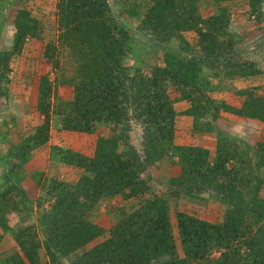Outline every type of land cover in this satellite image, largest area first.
<instances>
[{"label":"trees","instance_id":"obj_1","mask_svg":"<svg viewBox=\"0 0 264 264\" xmlns=\"http://www.w3.org/2000/svg\"><path fill=\"white\" fill-rule=\"evenodd\" d=\"M1 1L0 97L6 98L11 60L21 56L28 39L38 37L39 23L31 11ZM133 1L116 0L119 14L136 19L156 43L178 47L176 53L165 52L163 65L149 73L142 66L123 65L132 37L109 0L57 1V45L47 43L42 57L60 68L55 56L68 52L73 73L54 86H70L73 97L57 98L48 74L41 76L35 109L42 122L0 153V245L6 238L17 249L0 264H264V140L256 136L253 123L264 126V96L253 89L233 90L241 98L239 106L211 97L228 82L264 75L255 62L240 57L242 37L231 28L227 5L232 0H142L137 9ZM206 2L211 6L203 11ZM247 3L263 23L264 0ZM8 21L13 32L6 48ZM187 32H193V42L184 37ZM178 101L188 104L181 114L192 118L193 132L213 137L211 147L175 143ZM223 112L244 119L241 125L252 128L249 135L243 130V136L234 134L220 124ZM51 122L59 135L85 136L99 126L109 133L98 136L87 152L51 142L50 160L82 173L74 182H64L40 180L42 171H34L31 179L41 192L33 199L21 172L33 151L49 140ZM133 122L141 129L142 154L131 142ZM164 160L179 175L170 177L166 195L147 194L150 187L143 175ZM201 193L219 198L228 208L226 216L210 222L196 212L177 211L176 238L170 198L203 199ZM115 198L136 204L112 212L116 222L108 229L109 237L85 249L107 232L88 215Z\"/></svg>","mask_w":264,"mask_h":264},{"label":"rangeland","instance_id":"obj_2","mask_svg":"<svg viewBox=\"0 0 264 264\" xmlns=\"http://www.w3.org/2000/svg\"><path fill=\"white\" fill-rule=\"evenodd\" d=\"M3 1L5 2L7 0L1 1V4L5 5ZM57 1L58 0H9L11 4H16L19 8L21 7L31 11L32 15L38 20L39 29L38 37L35 39L30 38L29 41L26 42V45H24L21 56L11 60L9 65L11 71L7 75L8 84L4 83V86L7 88L6 98L0 97L1 154H3L10 145L19 143L22 136L24 137L29 135L33 131L34 127L42 122L43 117L39 115L35 109L37 97L35 98L33 94H37L39 79L41 76H46V74H48L47 76L49 77L52 86L56 88L57 98L72 99L73 97V90L70 86H54L57 84V80L62 77L68 78L73 73V64L68 52L61 50L55 56V59L60 62V68L58 65H47L42 57L44 47L47 43L52 42L57 45L59 34L56 24ZM123 1L124 4L128 2V0ZM133 3V6H135L136 9L141 7L140 5H144L142 0L133 1ZM206 3L201 6V10H206L205 5L211 6L210 2ZM109 4L113 14L119 19V22L124 24L132 37L131 51L128 57L124 59L123 65L132 67L133 65L135 67L142 66L145 73H149L153 66L163 65L162 57L165 52L176 53L178 51V47L176 45H168L164 47L152 40L149 34L143 32L139 28L140 25L136 19L128 20L123 14L120 15L119 13L121 12V8L119 3L117 4L116 0H109ZM126 5H123V8ZM227 5L232 11L231 15L233 22L231 28L242 37V41L238 45V50L241 54L240 57H243L245 60L255 62L258 67L264 71V22L260 23L256 20V15L250 12L247 0H232L227 2ZM5 26V33H7V35L4 46L9 48L10 38L13 32L11 21L6 22ZM184 37L189 42H193L195 39L193 32L185 33ZM210 80L217 83L222 82L219 78H210ZM225 87L226 89L223 90V92L220 91L213 93L211 94V97L215 99H223L232 105L239 106L241 98L235 96L233 90L253 89L257 96H264V75H259L249 79H237L235 81L228 82L225 84ZM169 90L171 97L174 98V96L177 95L174 88L171 87ZM175 109L177 112L180 108ZM183 116L184 115H182L181 112H177L175 119V133L177 132V136L182 139L184 138V140H186L185 143L190 145L211 147L213 137L208 134L201 136L195 134L191 128L193 126L192 118L187 116L183 118ZM243 120L244 119L240 117L223 112L222 119L219 122L220 124H223L224 127L229 128L231 130L230 132L233 131L232 133L234 134L243 136L240 132L243 130V132H247V135H249L250 132L248 129L252 128H249L247 125L242 126L241 124L244 122ZM253 123L256 125L254 127H256V131L258 132L256 136L264 140V126L257 124L256 122ZM50 129L51 132L48 133L49 140L43 146L37 148L39 150L36 149L33 151L34 155H38V160L43 158V166L41 168L43 176L40 180H42L43 177L53 178L52 176H56V179L58 180L70 182L75 176L78 178L82 173V170L80 169L51 161L49 157L51 142L61 141L63 145L71 148L72 150L87 152L93 148L98 136H107L109 133L106 127L99 126L95 128L92 134L85 136L78 133L68 134L62 132L59 135L57 134V128L55 127L54 122H51ZM7 131H9V133ZM130 137L132 144L137 148L140 154H142L141 129L139 128V125L134 122L131 126ZM5 139H7V141H4ZM2 142L4 143L2 144ZM56 165L58 166L57 169H55ZM28 166L29 165H25L24 167L27 169ZM65 166H67V168H65ZM31 169L32 168H29L27 172L28 177V173ZM155 169L153 167V169L151 168L147 170L143 175L144 178L147 179L150 187L149 193L147 194L164 196L167 194L168 190H170L168 188L170 177L179 175V170H177L175 166L171 165L168 160L159 162V167L156 170ZM256 174L260 175V173ZM35 190L36 191L34 192H30V198H37L40 194V187L36 186ZM211 193L215 195V192ZM205 194L208 196L206 197ZM201 196L203 199H197L187 195H181V197L175 201H173V197L170 198L169 215L174 227V233L176 226L175 213L177 211L196 212L199 217L203 219L207 218L210 222H220L224 219L228 209L226 205H224L219 198H209L208 193H201ZM104 203L105 204H100L97 207V211L93 210L88 217L97 225L104 227L107 232L103 236L96 238L92 243L87 245L85 249L100 244L109 237L108 229L116 222L114 215H111L112 212L118 208H132V206L136 204V201L131 200L124 202L121 198H115L109 201L106 200ZM36 216L37 214L35 215V218ZM9 220L10 223H12L15 219L10 215ZM175 237L177 238L176 233ZM176 240L177 244H179V240ZM177 249L178 253L181 255L182 252L179 245ZM15 250H17L16 245L14 247L9 240L7 241V239L4 238L0 245V259L10 256L15 252ZM81 252L82 251H80V253Z\"/></svg>","mask_w":264,"mask_h":264},{"label":"crops","instance_id":"obj_3","mask_svg":"<svg viewBox=\"0 0 264 264\" xmlns=\"http://www.w3.org/2000/svg\"><path fill=\"white\" fill-rule=\"evenodd\" d=\"M33 90H34V88H33ZM33 94H34V97L36 98L37 97V94L36 95H35V93H33ZM174 107L175 108H180L177 112H182V111H184V110H186L188 108V104L186 102H184V101H178V102H176L174 104ZM183 118H185V116H183ZM185 142H186V140H184V138L183 139L182 138H179L177 136V132H176L175 133V143H177L179 145H182V146L190 145V144H187ZM37 150H39V149H37ZM42 161H43V158L41 160H38V155L37 154L36 155L32 154V159H31L30 164L29 163L26 164V165H29L28 168L26 169L24 167V172H26V173H24V172L21 173V175H22L21 176L22 177V184L24 185V187H26L25 188V191H26V193H27L28 196H30V192L36 191L35 190V187L36 186H35L34 182L31 179V176H32L31 174H33V172L36 171V170H41V168L43 166V162ZM29 168H32V169L28 173L29 174V177H28L27 176V172H28ZM57 168H58V166L56 165V168L55 169H57ZM65 168H67V166H65ZM0 175H1V171H0ZM52 177L53 178H56V176H52ZM76 179H77V176H75L74 179L71 180L70 182H74Z\"/></svg>","mask_w":264,"mask_h":264},{"label":"water","instance_id":"obj_4","mask_svg":"<svg viewBox=\"0 0 264 264\" xmlns=\"http://www.w3.org/2000/svg\"><path fill=\"white\" fill-rule=\"evenodd\" d=\"M205 196L207 197L208 195H207V194H205Z\"/></svg>","mask_w":264,"mask_h":264},{"label":"clouds","instance_id":"obj_5","mask_svg":"<svg viewBox=\"0 0 264 264\" xmlns=\"http://www.w3.org/2000/svg\"><path fill=\"white\" fill-rule=\"evenodd\" d=\"M29 41V39L27 40V42Z\"/></svg>","mask_w":264,"mask_h":264}]
</instances>
